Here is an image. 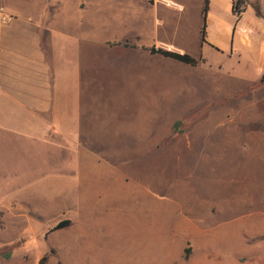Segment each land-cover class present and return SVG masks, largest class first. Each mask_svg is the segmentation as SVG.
I'll return each mask as SVG.
<instances>
[{
	"label": "rangeland",
	"instance_id": "1",
	"mask_svg": "<svg viewBox=\"0 0 264 264\" xmlns=\"http://www.w3.org/2000/svg\"><path fill=\"white\" fill-rule=\"evenodd\" d=\"M43 1L0 0L11 16L0 26L17 14V25L35 23ZM47 1L60 10L61 63H83L82 121L74 122V141L62 136L43 151L48 138L37 148L13 136L0 145L9 186L38 180L44 189L11 212L7 226L0 212L8 239L0 259L247 264L251 219L264 217V83L181 63L133 65L130 44L113 40L140 33L142 43L157 42L165 25L162 13H141L136 0H87L84 13L80 0Z\"/></svg>",
	"mask_w": 264,
	"mask_h": 264
},
{
	"label": "crops",
	"instance_id": "2",
	"mask_svg": "<svg viewBox=\"0 0 264 264\" xmlns=\"http://www.w3.org/2000/svg\"><path fill=\"white\" fill-rule=\"evenodd\" d=\"M83 2L86 4L84 7L81 5ZM136 2L141 5L138 8L141 13L159 16L162 13L165 25L161 26L164 31L157 42L142 43L140 33H136L134 40H113L112 43L130 44L125 48L132 54L133 65L180 63L150 52L152 48L165 49L191 55L199 61L197 70L208 68L237 81L264 83V18L257 16L252 5L238 18L233 12V0H209L206 17L203 15L205 0ZM259 2L264 11V0ZM40 3L45 5V11L43 9L35 23L31 18V23L17 25V14L10 24L0 26V145L4 147L8 146L12 136L35 148L42 143L41 139L48 138L49 141L42 143L43 148H37L41 151L46 142H59L62 136L68 143L74 141L70 134L74 132V122L82 121L79 101L83 63H69L70 59L61 63L57 40L61 39L62 33L56 23L59 7L47 0ZM50 4L55 5L53 14L49 10ZM77 8L79 13H84L89 2L80 0ZM169 15L178 21L169 19L166 22ZM204 25L205 38L202 34ZM109 42L105 40L107 46ZM71 67L78 68L77 75L72 74ZM61 147L69 149L72 145L63 144ZM58 161L57 157L55 163ZM42 162L44 164L46 160L42 159ZM49 163L53 165V158ZM55 169L59 172L58 167ZM6 170L7 163L3 162L0 165V212H7L5 226L11 212L27 209L28 196L44 194L38 180L24 190L20 187L21 182L11 183V188L3 178ZM250 228V240L244 245L247 264H264V217L251 219ZM7 242L8 239L0 236V245ZM11 261L0 259V264H12Z\"/></svg>",
	"mask_w": 264,
	"mask_h": 264
},
{
	"label": "trees",
	"instance_id": "3",
	"mask_svg": "<svg viewBox=\"0 0 264 264\" xmlns=\"http://www.w3.org/2000/svg\"><path fill=\"white\" fill-rule=\"evenodd\" d=\"M255 2V3H253ZM249 5H252L257 16L264 18V11L263 8L259 2V0H233V12L234 14L239 18L249 7ZM209 9V0H205V5L203 8V15L206 17V14ZM203 38H205L206 30L205 25L202 31ZM151 54H158L164 58L174 60L177 62H180L181 64L188 65L191 67H196L199 64V61L193 58L191 55L187 53H179L176 51H170L165 49H156L152 48L150 49ZM66 227V224L59 225V229ZM4 228V222H3V213H0V230ZM46 258H43L39 264H45Z\"/></svg>",
	"mask_w": 264,
	"mask_h": 264
},
{
	"label": "built area",
	"instance_id": "4",
	"mask_svg": "<svg viewBox=\"0 0 264 264\" xmlns=\"http://www.w3.org/2000/svg\"><path fill=\"white\" fill-rule=\"evenodd\" d=\"M0 18L3 24H7L11 20V16L4 11L0 12Z\"/></svg>",
	"mask_w": 264,
	"mask_h": 264
},
{
	"label": "bare ground",
	"instance_id": "5",
	"mask_svg": "<svg viewBox=\"0 0 264 264\" xmlns=\"http://www.w3.org/2000/svg\"><path fill=\"white\" fill-rule=\"evenodd\" d=\"M147 134H148V133H147ZM133 233H134V232H133ZM133 233H132V234H133Z\"/></svg>",
	"mask_w": 264,
	"mask_h": 264
}]
</instances>
